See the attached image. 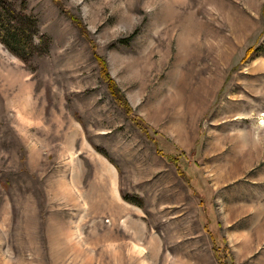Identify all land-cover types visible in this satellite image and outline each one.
<instances>
[{"label":"rangeland","instance_id":"1","mask_svg":"<svg viewBox=\"0 0 264 264\" xmlns=\"http://www.w3.org/2000/svg\"><path fill=\"white\" fill-rule=\"evenodd\" d=\"M0 13L22 39L0 41V264H217L201 200L231 227L264 225V0H0ZM103 158L158 254L95 197Z\"/></svg>","mask_w":264,"mask_h":264},{"label":"crops","instance_id":"2","mask_svg":"<svg viewBox=\"0 0 264 264\" xmlns=\"http://www.w3.org/2000/svg\"><path fill=\"white\" fill-rule=\"evenodd\" d=\"M104 159V158H103ZM106 162V174L102 181L106 183L107 187L101 186L102 196H95L96 198L101 197L104 201L105 197L103 195H109L110 200H112L113 207H120L125 209L124 213H121L119 216H116V221H120V224L129 223L133 228H143V234L132 235L130 239L131 242H141L145 244V248L148 250V253H159L162 247V241L159 235L154 233V230L150 228V232L147 233V225L145 223H138L133 220L134 217L130 214L129 210L132 209L134 211L135 207L127 205L120 197L118 188H117V172L112 165V163ZM178 174V173H177ZM180 176V175H179ZM182 177V176H180ZM184 180V178L182 177ZM185 182V180H184ZM94 198V194H92ZM107 198V199H109ZM198 206L200 207V213L198 215V221L209 237H210V249L212 255L218 264L214 252L213 246H225L228 249L230 257L236 259H244L248 260L244 264H264V225H258L256 221H252L253 223L248 226L240 227V224H237L234 221L233 226H230V221L225 220L222 221L217 209L211 206V204L205 205L202 200L198 202ZM222 211V210H221ZM135 215V214H133ZM129 218V219H128ZM226 234H231V239L229 240ZM248 246V248H242L244 245ZM167 251V249H166Z\"/></svg>","mask_w":264,"mask_h":264},{"label":"trees","instance_id":"3","mask_svg":"<svg viewBox=\"0 0 264 264\" xmlns=\"http://www.w3.org/2000/svg\"><path fill=\"white\" fill-rule=\"evenodd\" d=\"M21 40L22 39L20 38V36H18L16 29L12 26L10 20L4 15V13H0V41L3 42V44L7 45L8 47H12L13 45L20 46ZM12 52H14L17 56L21 57V55L18 54L17 52H15V50H12ZM126 109H128V110H126V112L129 111V108H126ZM152 139L155 140L154 138H152ZM154 142L156 143L157 140H155ZM156 151H157V153L160 154V150L156 149ZM99 152L105 156V154L102 151H99ZM166 157H167V160H166V158H165V160L169 161V162H173L178 175L182 176L184 178L185 182L189 185L190 177L186 173V171L181 167V165H179L177 162H175V161H177L175 156L174 155L171 156L170 154H166ZM122 198L125 201L131 202L129 200L128 196L122 195ZM213 252H214V256H215L218 264H226V260L230 258V254L228 252V249L225 246H215L214 245L213 246Z\"/></svg>","mask_w":264,"mask_h":264}]
</instances>
